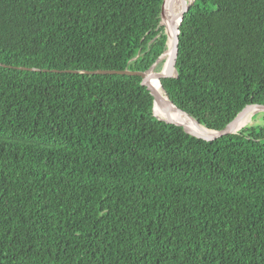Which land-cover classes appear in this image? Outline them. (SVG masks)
<instances>
[{
  "label": "trees",
  "instance_id": "1",
  "mask_svg": "<svg viewBox=\"0 0 264 264\" xmlns=\"http://www.w3.org/2000/svg\"><path fill=\"white\" fill-rule=\"evenodd\" d=\"M161 4L0 0V264H264V112L207 141L138 75L62 71L148 69ZM175 67L208 129L264 104V0H193Z\"/></svg>",
  "mask_w": 264,
  "mask_h": 264
},
{
  "label": "water",
  "instance_id": "2",
  "mask_svg": "<svg viewBox=\"0 0 264 264\" xmlns=\"http://www.w3.org/2000/svg\"><path fill=\"white\" fill-rule=\"evenodd\" d=\"M166 0H162L161 8H160V21L162 22L163 19V8H164V3ZM193 2V0H181V6L178 12L173 15L167 25H164V31L166 34V44L167 47L163 53H161L156 60L151 64V66L146 69V70H130L128 68H124L121 70L118 69H95V70H78V69H67V70H62L64 72H73V73H79V72H84V73H100V74H127V75H138L140 76L141 80L140 83L141 85H144L146 89L149 91L150 95L152 96L153 100V106H152V111L153 115L159 119L163 120L167 123H171L177 126H181L183 131L186 132L189 135H192L196 138H201L203 140L211 141L216 138H219L224 135L228 134H234L236 133L239 129H241L243 126L246 124H252L253 121H250L246 123L245 125L241 127H237L238 123L248 114L252 113L251 117L256 114V113H261L264 112V104H259V103H250L246 104L243 106L237 113L236 115L228 122L226 123L222 128L220 129H208L207 127L203 126L202 124L199 123L193 116H191L189 113L186 111L182 110L181 108L177 107L174 105L173 102L168 98L162 83L161 79L162 78H167V77H173L176 75V58H177V52H178V42H179V26L182 22L183 15L189 8V5ZM174 19H177V23L175 24L173 21ZM169 50V58H168V67L165 71L160 70H155V65L160 61L161 57L165 54V52ZM22 69H28V70H39L38 68H33V67H21ZM46 71L47 69H43ZM53 71H58L55 69H52ZM157 80L160 82V90H158L153 84L151 83L150 79ZM155 110L159 111L161 115H156ZM181 113L185 114L186 116H189L193 122L195 123L196 126L204 128L207 133L202 134L200 133L192 124H187L185 122H181L179 120H176L173 116V114Z\"/></svg>",
  "mask_w": 264,
  "mask_h": 264
},
{
  "label": "bare ground",
  "instance_id": "3",
  "mask_svg": "<svg viewBox=\"0 0 264 264\" xmlns=\"http://www.w3.org/2000/svg\"><path fill=\"white\" fill-rule=\"evenodd\" d=\"M186 1V0H185ZM188 1V0H187ZM181 6V0H166V2L164 3V8H163V23L164 25H167L171 19V17L173 15H175L178 10L180 9ZM175 24L177 23V19H174L173 21ZM168 58H169V50H167L165 52V54L161 57L160 60H162V67L161 70L165 71L168 67ZM151 83L153 84V86H155L158 90H160V82H158L157 80L154 79H150ZM155 114L156 115H161V113L157 110H155ZM251 112L248 113L239 123H238V128L245 125L247 123V121L250 119L251 117ZM174 118L176 120H179L181 122H185L187 124H192L200 133L205 134L207 133V131L199 126H196L195 123L193 122V120L189 117L186 116L185 114H181V113H177L175 112L173 114Z\"/></svg>",
  "mask_w": 264,
  "mask_h": 264
},
{
  "label": "rangeland",
  "instance_id": "4",
  "mask_svg": "<svg viewBox=\"0 0 264 264\" xmlns=\"http://www.w3.org/2000/svg\"><path fill=\"white\" fill-rule=\"evenodd\" d=\"M160 24L162 25L161 21H160ZM160 62H161V61H159L157 64H159ZM157 64L155 65V67H154V68H155V70H160V69H161V67H162V62H161V66H160V68H159V69H157V68H156ZM254 120H255V119H254ZM254 120L251 118V120H250V121H253V122H254ZM250 121H249V122H250Z\"/></svg>",
  "mask_w": 264,
  "mask_h": 264
},
{
  "label": "clouds",
  "instance_id": "5",
  "mask_svg": "<svg viewBox=\"0 0 264 264\" xmlns=\"http://www.w3.org/2000/svg\"><path fill=\"white\" fill-rule=\"evenodd\" d=\"M162 62V60H160Z\"/></svg>",
  "mask_w": 264,
  "mask_h": 264
}]
</instances>
